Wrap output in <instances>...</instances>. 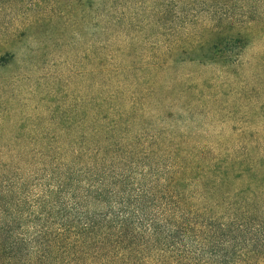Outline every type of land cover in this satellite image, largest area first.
I'll return each instance as SVG.
<instances>
[{
    "label": "trees",
    "instance_id": "trees-1",
    "mask_svg": "<svg viewBox=\"0 0 264 264\" xmlns=\"http://www.w3.org/2000/svg\"><path fill=\"white\" fill-rule=\"evenodd\" d=\"M201 2L203 20L170 42L149 40L164 34V12L126 28L125 13L107 16L118 35L146 39L108 36L85 137L62 152L0 156V264H264L263 161L175 123L203 110L216 74L245 65L247 42L264 40V0ZM238 2L247 7L234 14ZM191 51L208 68L178 74L173 56Z\"/></svg>",
    "mask_w": 264,
    "mask_h": 264
},
{
    "label": "rangeland",
    "instance_id": "rangeland-1",
    "mask_svg": "<svg viewBox=\"0 0 264 264\" xmlns=\"http://www.w3.org/2000/svg\"><path fill=\"white\" fill-rule=\"evenodd\" d=\"M109 3L0 0L1 157L62 152L65 147L60 143L88 134L94 95L102 97L108 36L116 34L124 43L146 39L139 34L118 35L107 20L109 14L125 13L122 26L126 28L130 18V22L146 21L150 12L154 17L164 12L158 25L164 34L152 33L149 39L162 43L174 40L183 27L202 21L211 9L201 0H117L114 8ZM245 7L241 2L231 5L234 14ZM257 10H262L261 5ZM257 41L254 46L247 42L243 67L226 78L215 75V87L203 92V110L184 116L178 113L175 123L205 139L232 138L227 148L230 154L253 156L256 164L263 161L264 168V63L257 68L246 66L252 54L264 57V40ZM200 54H176L171 67L180 75L195 74L208 68L197 67L205 56ZM46 143L52 147L46 148Z\"/></svg>",
    "mask_w": 264,
    "mask_h": 264
}]
</instances>
